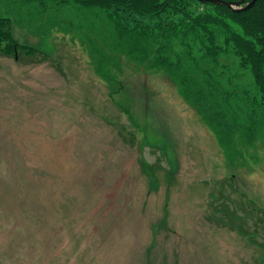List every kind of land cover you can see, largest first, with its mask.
I'll list each match as a JSON object with an SVG mask.
<instances>
[{
    "label": "rangeland",
    "instance_id": "obj_1",
    "mask_svg": "<svg viewBox=\"0 0 264 264\" xmlns=\"http://www.w3.org/2000/svg\"><path fill=\"white\" fill-rule=\"evenodd\" d=\"M104 14L0 0L37 48L0 51V264H264V103L234 82L250 71L230 56L229 86L223 63L207 88L202 48L181 69L128 55Z\"/></svg>",
    "mask_w": 264,
    "mask_h": 264
},
{
    "label": "trees",
    "instance_id": "obj_2",
    "mask_svg": "<svg viewBox=\"0 0 264 264\" xmlns=\"http://www.w3.org/2000/svg\"><path fill=\"white\" fill-rule=\"evenodd\" d=\"M249 1L251 0H246ZM76 2L84 7L101 8L104 15L115 23L119 40H126L125 37L133 39L131 48L126 49L128 55L137 51L145 54L157 52L158 54H152L164 58L167 49L177 59L173 64L181 69V59L188 57L196 60L194 51L198 47L202 48L203 51L199 53L205 61L202 81L207 88L213 89L211 78L221 72L219 68L223 63L225 65L221 67L224 75L220 82L229 86L224 80H232L231 66L228 65L232 64L230 56H234L240 70L250 71L255 81L246 87L248 80L244 77L238 80L239 75L236 73L234 82L238 85L244 84L245 94L249 91V86L253 85L258 100L261 95V102L264 103V0H258L250 9L240 12L223 4L202 3L198 0H75ZM9 20L10 18L0 17V51L14 53L16 58L23 51L36 52L37 48H31V45L21 43L14 37L10 39L12 34ZM3 39L6 41L1 42ZM173 39L180 40L181 47L186 49L185 55L180 56L178 50L170 46ZM147 56L144 58L148 59ZM164 63L169 64L165 61ZM184 72L183 81L190 77L197 78ZM172 80L175 81V78Z\"/></svg>",
    "mask_w": 264,
    "mask_h": 264
},
{
    "label": "water",
    "instance_id": "obj_3",
    "mask_svg": "<svg viewBox=\"0 0 264 264\" xmlns=\"http://www.w3.org/2000/svg\"><path fill=\"white\" fill-rule=\"evenodd\" d=\"M202 3H207V2H213V3H218V4H223L231 7L233 11L240 12L241 10H248L253 6L258 0H251L250 2L245 3V0H239L238 2H233V1H225V0H198Z\"/></svg>",
    "mask_w": 264,
    "mask_h": 264
}]
</instances>
